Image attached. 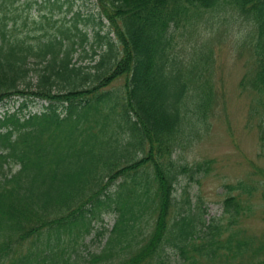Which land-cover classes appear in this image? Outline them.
Returning <instances> with one entry per match:
<instances>
[{
    "label": "trees",
    "instance_id": "16d2710c",
    "mask_svg": "<svg viewBox=\"0 0 264 264\" xmlns=\"http://www.w3.org/2000/svg\"><path fill=\"white\" fill-rule=\"evenodd\" d=\"M16 1L0 0V103L22 98L0 116V264H166L169 253L178 264H264V233L244 225L264 192V0H97L85 19L100 25L101 50L88 66L74 62L68 28L32 40L10 26ZM218 9L227 15L215 33L238 19L249 27L237 42L251 54L240 87L253 96L263 164L250 173L259 178L227 184L222 212L208 218L200 194L179 191L180 175L195 179L208 161L176 153L208 123L216 91L209 54L185 62L175 32ZM41 100V112L25 113ZM105 214L110 230L96 226ZM91 234L98 251L85 244Z\"/></svg>",
    "mask_w": 264,
    "mask_h": 264
},
{
    "label": "rangeland",
    "instance_id": "374dc122",
    "mask_svg": "<svg viewBox=\"0 0 264 264\" xmlns=\"http://www.w3.org/2000/svg\"><path fill=\"white\" fill-rule=\"evenodd\" d=\"M30 1L17 0L12 5L9 14L15 16V23L10 26L14 25L24 36H29L32 40L45 36L47 32L50 35L56 33V36L63 37L62 30L68 28L70 38L78 42L74 62L88 66L97 60L98 56H93V48L101 50V45L96 41L95 32L100 25H94L93 20L88 22L85 19L98 12L97 0H51V3L57 2L56 4H49L46 0H33V3L28 4ZM60 4L62 7H59ZM77 13H80L78 20ZM226 15L222 9L205 10L201 22L194 30L189 31V27L181 26L175 32L176 50L185 62L188 63L190 56L209 54L207 61L210 62L212 69L209 76L216 91L214 112L210 114L208 123H204L198 129L192 140L188 141L186 148H181L176 153L180 163L187 162L191 166L208 161L205 169L196 174L195 179L180 175L182 183L179 185L180 192L181 188L186 186L195 199L197 194L202 196L201 200L207 208L208 218L222 212L225 197L223 193L227 190V184L244 180L246 177L252 180L259 178V175L250 173L254 170L253 163L263 164V159L259 158L260 143L257 126L259 118H252L249 114L253 96L240 87V82L248 70L251 54L245 46H237V42L245 33L248 34L249 27L242 19H238L234 23L231 22L230 26L233 27L230 32L215 33L217 26H223L222 21ZM105 22H107L106 19ZM107 29L108 26H105L102 32L104 33ZM84 31H87L89 37L82 46L80 45L81 32ZM204 41H208L207 45L203 43ZM31 63L34 64L33 59ZM34 74L36 77L35 72ZM190 76L193 77V75ZM123 84L124 78H119L112 87ZM18 97L1 102L0 114H4L7 108L11 110L16 108L22 99ZM41 103L47 102L41 101ZM41 103L32 104L25 113L41 110ZM207 168H209L208 172H206ZM251 201L253 211L245 218L244 225L250 232L262 234L264 233V192L259 190ZM114 223V215L105 214L104 221L96 222V226L97 228L105 226L107 230H110ZM92 237L93 234L85 240L88 250H100L101 241L98 239L94 241ZM85 244L79 245L72 242L70 249H77L76 245H79L78 249L87 254ZM178 263L174 253H169L166 264Z\"/></svg>",
    "mask_w": 264,
    "mask_h": 264
}]
</instances>
